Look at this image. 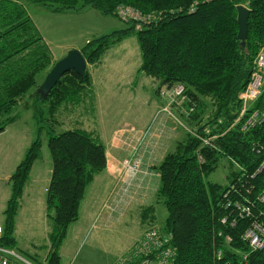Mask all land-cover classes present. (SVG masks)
Here are the masks:
<instances>
[{
	"label": "trees",
	"instance_id": "trees-1",
	"mask_svg": "<svg viewBox=\"0 0 264 264\" xmlns=\"http://www.w3.org/2000/svg\"><path fill=\"white\" fill-rule=\"evenodd\" d=\"M22 1L53 12L91 8L102 16L118 17L120 8H129L148 17L147 22L127 19L126 27L88 40L79 51L86 65L98 64L107 48L135 36L141 57L138 71L153 79L156 91L182 84L184 105L192 108L185 122L197 136L210 138L203 144L186 133L154 167L159 173L157 197L166 209L159 228L171 237V264H264V246L253 249L243 238L252 221L264 219V207L257 201L264 188V167L256 173L264 161V125L246 131L230 127L238 93L264 44V0H249L243 46L237 39L236 6L241 0H0V132L15 120L14 106L33 86L37 104H45L55 124L60 109L74 106L79 95L94 99L87 68L83 75L65 73L46 97L37 92L36 76L49 67L51 53ZM263 99L264 91L259 102ZM43 113L39 107L32 113L39 132ZM40 148L38 137L8 178L10 195L0 238L5 247L16 248L15 216ZM47 148L51 172L45 210L51 247L46 260L58 264V249L69 225L79 218L86 186L106 167L105 145L95 130L76 127L52 129ZM221 156L231 158L237 170L226 184L206 181ZM241 204L251 206L248 216L237 209ZM140 211L145 224L156 221L152 204Z\"/></svg>",
	"mask_w": 264,
	"mask_h": 264
},
{
	"label": "rangeland",
	"instance_id": "rangeland-1",
	"mask_svg": "<svg viewBox=\"0 0 264 264\" xmlns=\"http://www.w3.org/2000/svg\"><path fill=\"white\" fill-rule=\"evenodd\" d=\"M27 11L37 20L41 17L39 23L44 26L43 31L50 41L51 63L46 70L37 74V84L41 83L58 58L76 48L73 44L82 47L92 38L126 27L123 23L125 20L119 16L111 19L115 25L112 23L101 27L104 20L94 9L76 16H61L52 14L47 7L31 4ZM140 61L136 37L131 35L124 38L107 48L98 64L93 62L86 65L90 74L93 102L91 95H79L82 97L74 106L60 109L57 115L59 123L55 124L50 120L45 104H37L33 86L14 106L12 114L15 120L0 132L1 225L4 221L6 198L10 195L9 183L5 179L13 172L29 144L38 137L41 141L39 157L34 161L23 188L13 231L16 248L34 264H48L46 258L51 247L44 199L51 168L47 139L52 129L55 132L76 127L95 130L105 145L106 167L98 174L107 169L106 174L112 182L96 214L97 219H100L105 210L114 211L118 203L127 204L134 198L129 214L132 218L129 217L126 221L124 219L127 214L123 215L115 221L116 226L111 225L109 230L94 228L87 231L92 214H86L83 208L86 215L78 223H84L85 231L73 234L70 230L69 234L67 230L58 249V264H112L127 254L146 230L162 226L166 209L157 197L154 178H151L154 182H150V195L147 199L145 196L136 197L131 186L142 175L149 173L143 168L144 162H148L149 167L159 164L165 154L173 151L186 133L193 134L194 129L184 120L188 115L185 100L177 101L178 104L174 102L168 107L171 88L156 91L153 79L138 71ZM37 107L44 110L40 122L43 127L41 132L32 115ZM208 110L209 107L206 112ZM236 170L237 166L231 158L221 156L215 170L205 179L226 184L230 174ZM108 177L106 178L109 179ZM89 196V193H85L81 203L84 204ZM147 200L154 207L156 221L145 224L140 210ZM70 225L72 227L73 224Z\"/></svg>",
	"mask_w": 264,
	"mask_h": 264
},
{
	"label": "built area",
	"instance_id": "built-area-1",
	"mask_svg": "<svg viewBox=\"0 0 264 264\" xmlns=\"http://www.w3.org/2000/svg\"><path fill=\"white\" fill-rule=\"evenodd\" d=\"M249 0H241L239 5L247 8ZM118 16L124 20L133 19L142 22L149 21L147 18L141 16L129 8H120ZM264 91V44L258 48L253 61L252 69L249 79L244 88L238 93L237 106L233 111L234 117L230 123V127L239 126L242 131L249 130L258 125H264V99L259 102ZM168 95L171 101L167 106L170 107L172 103L185 99L184 86L177 84L171 87ZM179 102H177L178 104ZM192 108L188 109V112ZM187 112V113H188ZM197 133L193 132L194 136ZM203 144H208L210 138L197 136ZM140 139V138H136ZM264 143V140H263ZM259 152L257 145L253 149ZM264 167V161L261 163L257 172H260ZM132 169V167H129ZM135 168V167H133ZM130 185V184H129ZM128 185V186H129ZM257 201L264 207V188L257 196ZM245 216L251 212L249 204H241L237 206ZM261 216L264 213L260 212ZM224 222V219L222 220ZM3 228L0 224V238L2 237ZM243 238L248 241L249 246L253 249H260L264 246V219L254 220L250 226L246 228L243 233ZM170 235L164 234L160 228L153 227L146 230L144 236L136 241L126 252L127 254L116 259L112 264H171V257L173 249L170 245ZM0 264H34L29 260L19 249L13 247H5L0 244Z\"/></svg>",
	"mask_w": 264,
	"mask_h": 264
},
{
	"label": "crops",
	"instance_id": "crops-1",
	"mask_svg": "<svg viewBox=\"0 0 264 264\" xmlns=\"http://www.w3.org/2000/svg\"><path fill=\"white\" fill-rule=\"evenodd\" d=\"M22 2H23L22 4L25 6L26 10H27V7L31 6V4H35V3H30V2L28 3V2H24V1H22ZM42 7H47V6H43L42 5ZM47 8L49 10H51L49 7H47ZM91 10H92L91 8H85V9L80 10V11H75V10L61 11V12H53L52 10L51 11L53 12L52 14L56 13V14H59L61 16L69 15V14H72L73 16H76L78 14L88 13ZM28 14H29L33 24L37 28L38 32L40 33L42 41L47 45L48 49L50 50V47H49L50 41L47 40L48 38L46 36V33L43 31V29H45V28H44V26L41 23H39L41 17H39L38 20H37L29 12H28ZM96 14H98V16L100 18H102V20H104V21H102V25H104V26L101 25V27H105L107 24L110 25V24L113 23V21H111L112 17L102 16L98 12ZM48 23H49V20H48ZM115 24L116 23L114 22L113 25H115ZM86 40H87V38L84 41H86ZM77 45L78 44H73V47H76L77 49H80L81 46H77ZM63 56H61V57H63ZM60 58H58V59H60ZM156 165H158V164H152V166L149 167L148 162L147 163L144 162L143 168L146 169L149 173L146 174V175H142L131 186V191L135 192L134 195L136 197L145 196L146 199L149 197V195H150V190H149L150 182H154L155 181L156 182V186L158 188L159 175H158V171H156L155 168H154ZM50 172H51V168H50ZM106 173H107V169H106V171L102 172L101 174H97L94 177V179L86 186L85 193H89L90 196H89V198L85 199L84 204L83 203L80 204V207H79V218L75 222L72 223L73 224L72 227H71V225L69 226V229H68V233L69 234L71 232L70 230H72L73 234H78L81 231L82 232L85 231V230H83L84 223H78V222H80L81 218H83L82 216L86 215L87 213H89V214L91 213L92 214L91 218L89 219L90 221H89V224L87 226V229H88L87 231H91L94 228H97V229L100 228V229H104V230L108 229L109 230L111 225L115 227L116 226V225H114L116 223L115 221L120 219L125 214H127V216H126V218L124 220L127 221V219L129 217L132 218V216L129 215V214H131L130 209H131L132 203L134 202L133 201L134 198L131 201H128L127 204L118 203V206H117V208H114V211L105 210V212L101 215L100 219H97L96 214L99 211V209L101 208L102 201L105 199L106 194H107V192H108V190H109V188L111 186V182H112ZM8 177L5 179L6 182L8 180ZM106 177H108L109 179H107ZM151 178H154V181H152ZM49 180H50V177H49ZM46 190H47V188H46ZM23 193H24V190H23ZM45 194H46V191H45ZM7 199L8 198H6V200ZM111 201H112L111 203L113 204V199H111ZM150 204H151V202L148 201V202L145 203L144 206H146V205L148 206ZM83 208H84V211L86 212V214L82 211ZM44 209H45V207H44ZM94 219H96V221H94ZM124 225L127 226V222H125Z\"/></svg>",
	"mask_w": 264,
	"mask_h": 264
},
{
	"label": "water",
	"instance_id": "water-1",
	"mask_svg": "<svg viewBox=\"0 0 264 264\" xmlns=\"http://www.w3.org/2000/svg\"><path fill=\"white\" fill-rule=\"evenodd\" d=\"M237 10V39L240 45H244L247 38V20L250 10L242 5L236 6ZM86 68V60L77 48H72L58 59L45 74L43 80L38 85L37 92L46 97L58 80L67 72L74 71L78 75H83Z\"/></svg>",
	"mask_w": 264,
	"mask_h": 264
}]
</instances>
